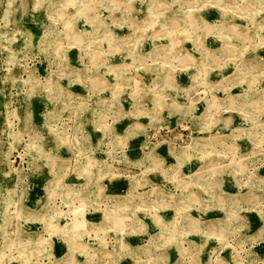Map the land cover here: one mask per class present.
Returning <instances> with one entry per match:
<instances>
[{
	"label": "rangeland",
	"instance_id": "obj_1",
	"mask_svg": "<svg viewBox=\"0 0 264 264\" xmlns=\"http://www.w3.org/2000/svg\"><path fill=\"white\" fill-rule=\"evenodd\" d=\"M72 240L264 264V0H0V264Z\"/></svg>",
	"mask_w": 264,
	"mask_h": 264
},
{
	"label": "crops",
	"instance_id": "obj_2",
	"mask_svg": "<svg viewBox=\"0 0 264 264\" xmlns=\"http://www.w3.org/2000/svg\"><path fill=\"white\" fill-rule=\"evenodd\" d=\"M82 223L78 222V225L82 226L84 224V223L83 224ZM72 228H74V227H70V229H72ZM65 246H67V245H63V246L60 245L58 247L56 252H58L59 255L57 256V258L55 256L51 255V258H48L46 261L43 262V264H79V262L77 260L82 259L79 257V255L81 252H83L84 247H82L80 245L77 246V243L75 240L74 241L72 240V243L70 244V249H68L67 252L61 248V247H65ZM97 246H98L97 244L94 247L92 245V248H90L88 250L87 260L86 261L84 260L82 262V264H89V263L90 264H100L101 263L100 260L105 258V257H103L104 255L103 256L100 255L102 253L101 252L102 250L101 249L97 250L98 249ZM106 251H110V250H107V248H106Z\"/></svg>",
	"mask_w": 264,
	"mask_h": 264
}]
</instances>
